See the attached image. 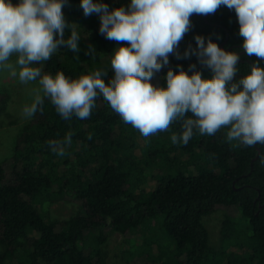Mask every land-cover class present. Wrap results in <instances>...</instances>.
I'll return each instance as SVG.
<instances>
[{
  "label": "trees",
  "instance_id": "obj_1",
  "mask_svg": "<svg viewBox=\"0 0 264 264\" xmlns=\"http://www.w3.org/2000/svg\"><path fill=\"white\" fill-rule=\"evenodd\" d=\"M104 2L109 8L127 4ZM62 11L80 34L79 52L61 48L38 66L70 78L97 69L110 77L118 42L99 33V17L85 16L80 0H67ZM190 20L178 48L181 58L169 56L174 71L177 65L191 71L189 65L196 64L204 76L210 74L195 56L182 58L186 47H195L196 34L242 53L237 78L258 59L242 52L233 9L221 6L207 19L194 14ZM8 101L0 89V117L9 116ZM20 124L11 153L0 162V264H105L110 231L128 238L141 229L140 242L123 252L121 264H264V145L229 142L226 128L213 136L194 130L186 145L173 144L170 137L181 131L179 121L144 137L102 97L90 117L67 121L45 99L42 111ZM69 132L72 143L65 154L52 152L49 141ZM147 169L151 186L144 181ZM64 197L78 209L51 217L50 205ZM220 210L221 245L215 248L202 218Z\"/></svg>",
  "mask_w": 264,
  "mask_h": 264
},
{
  "label": "clouds",
  "instance_id": "obj_2",
  "mask_svg": "<svg viewBox=\"0 0 264 264\" xmlns=\"http://www.w3.org/2000/svg\"><path fill=\"white\" fill-rule=\"evenodd\" d=\"M66 4L0 0V71L8 70L22 84H36L30 102L21 108L25 119L42 111L45 99L66 121L86 119L102 97L144 137L168 131L179 121L181 131L170 137L173 144L186 145L194 130L213 136L226 128L229 142L264 145V0H127L112 8L104 0H80L83 14H96L99 33L118 46L112 50L110 77L97 69L77 78L38 66L61 48L79 52L80 34L62 11ZM221 6L235 11L245 55L258 58L248 71L237 78L239 53L196 34L195 47H186L182 58L195 56L210 74L204 76L196 64L189 65L191 71L177 65L175 71L167 68L163 86L153 85V76L169 65L170 55L181 58L178 48L191 27L190 17L213 14ZM71 143L69 132L62 140L49 141V147L63 156Z\"/></svg>",
  "mask_w": 264,
  "mask_h": 264
},
{
  "label": "rangeland",
  "instance_id": "obj_3",
  "mask_svg": "<svg viewBox=\"0 0 264 264\" xmlns=\"http://www.w3.org/2000/svg\"><path fill=\"white\" fill-rule=\"evenodd\" d=\"M10 62H15V56H13ZM35 82L30 84H22L18 77L11 75L8 70L0 71V89H4L9 96V105L7 108L8 117L5 118L2 115L0 118L4 119V123L0 121V162L6 158L12 151V147L15 143L16 136L25 118L21 115V108L23 104L30 102V89L35 87ZM15 121L17 123L9 125V121ZM20 124V125H19ZM163 137V136H161ZM164 138V137H163ZM169 139V138H168ZM168 139H165V144L168 143ZM167 146V145H166ZM181 153L177 152L176 156H180ZM179 167V163L175 165V168ZM166 172L167 168L164 166L162 172ZM164 172V173H165ZM145 184L151 186L153 180H151V171L146 170ZM149 175V176H148ZM78 209V205L72 202L69 198H60L53 202L49 207V215L54 218L67 217L73 214ZM223 218V211H216L203 216V223L207 227L210 236V243L213 247L219 248L221 245V221ZM144 234L141 229L133 237L124 238L122 235L109 232V238L105 246V264H121L124 256L123 252L129 248L132 250L140 242L141 235ZM1 251V247H0Z\"/></svg>",
  "mask_w": 264,
  "mask_h": 264
},
{
  "label": "water",
  "instance_id": "obj_4",
  "mask_svg": "<svg viewBox=\"0 0 264 264\" xmlns=\"http://www.w3.org/2000/svg\"><path fill=\"white\" fill-rule=\"evenodd\" d=\"M205 19H207V15H205ZM222 45H223V43L220 44V46H222ZM242 52H244V50H243ZM169 64H170V63H169ZM168 66H169V65L165 66L164 68H162V69L160 70V72H157V73L153 76L152 81H151V83H153V85H161L162 75H163L164 71L168 68ZM258 155H259V150H258L256 156L254 157V159H256V158L258 157Z\"/></svg>",
  "mask_w": 264,
  "mask_h": 264
},
{
  "label": "flooded vegetation",
  "instance_id": "obj_5",
  "mask_svg": "<svg viewBox=\"0 0 264 264\" xmlns=\"http://www.w3.org/2000/svg\"><path fill=\"white\" fill-rule=\"evenodd\" d=\"M222 46H223V45H222ZM222 46H221V47H222ZM237 52L239 53V55H240V54H242V53H241V52H239V51H237Z\"/></svg>",
  "mask_w": 264,
  "mask_h": 264
}]
</instances>
